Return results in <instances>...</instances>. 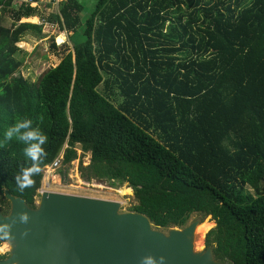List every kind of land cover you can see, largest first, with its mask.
<instances>
[{"label":"trees","instance_id":"obj_1","mask_svg":"<svg viewBox=\"0 0 264 264\" xmlns=\"http://www.w3.org/2000/svg\"><path fill=\"white\" fill-rule=\"evenodd\" d=\"M16 1L0 0L15 27L0 26V140L25 118L48 140L24 191L25 145L0 147L1 204L8 193L35 208L44 167H69L80 147L82 177L127 182L130 212L155 229L211 216L216 260L264 264V0H66L48 23L72 49L34 82L18 45L43 25L21 23L38 9Z\"/></svg>","mask_w":264,"mask_h":264},{"label":"water","instance_id":"obj_2","mask_svg":"<svg viewBox=\"0 0 264 264\" xmlns=\"http://www.w3.org/2000/svg\"><path fill=\"white\" fill-rule=\"evenodd\" d=\"M5 196L11 208L4 215L0 200V224L11 226L14 240L0 264H141L147 256L157 264H225L212 247L196 248L200 219L166 232L145 215L121 212L117 201L45 191L33 209Z\"/></svg>","mask_w":264,"mask_h":264},{"label":"rangeland","instance_id":"obj_3","mask_svg":"<svg viewBox=\"0 0 264 264\" xmlns=\"http://www.w3.org/2000/svg\"><path fill=\"white\" fill-rule=\"evenodd\" d=\"M64 1L66 0H56L54 2L53 0H41L38 5L32 3V8L37 7L39 17L21 21L23 24L43 25V36L41 39L33 37L28 33L18 45L24 51L20 55L24 59V64L21 67V75L29 78L32 82L48 68L55 67L59 64L62 58L61 52L66 49V46L72 49V43L70 42L72 33L60 31L56 23H48V20L52 16L59 14L60 4ZM23 3H27V0L16 1L13 8L16 10L19 9ZM0 26L7 29H14L13 17L11 15L4 16L0 12ZM53 43L59 47L58 50L53 48ZM76 150L78 158L69 167L60 166L55 170H47L44 172L42 179L43 191L117 201L120 203L121 212H130L131 207L136 204V200L133 195V190L128 187L127 182L111 184L108 181L99 182L93 180L89 182L85 180L82 177L81 167L86 168L89 166L91 156L83 155L80 147ZM197 219H200L202 223L205 222L210 226L206 231L198 232L196 248L201 250L207 247L206 236L216 227V222L211 216L204 218L194 214L190 219V223Z\"/></svg>","mask_w":264,"mask_h":264},{"label":"clouds","instance_id":"obj_4","mask_svg":"<svg viewBox=\"0 0 264 264\" xmlns=\"http://www.w3.org/2000/svg\"><path fill=\"white\" fill-rule=\"evenodd\" d=\"M12 140H16L18 143L25 145L23 149L24 155L30 161V165L27 167H20L18 173L14 177L17 188L20 191H24L35 185L34 177L39 175L42 171L41 165L46 157L43 146L47 143L48 137L39 127H33L31 119L25 118L17 120L6 129L3 139L0 140V147H4ZM17 215L21 223H25L29 219L27 213L20 212ZM13 240L14 237L11 233V226L8 224H0V255H4L6 252L11 251ZM141 264H157V261L155 258L147 256L141 259Z\"/></svg>","mask_w":264,"mask_h":264},{"label":"built area","instance_id":"obj_5","mask_svg":"<svg viewBox=\"0 0 264 264\" xmlns=\"http://www.w3.org/2000/svg\"><path fill=\"white\" fill-rule=\"evenodd\" d=\"M32 0H27V3H23V4H28V5H30L31 7H32ZM61 160L62 159H57L53 164H51L50 166H45V168H44V172L45 171H47V170H55V169H57L58 167H60L61 166ZM42 192H44L43 191V189H40L39 190V195H40V193H42Z\"/></svg>","mask_w":264,"mask_h":264},{"label":"flooded vegetation","instance_id":"obj_6","mask_svg":"<svg viewBox=\"0 0 264 264\" xmlns=\"http://www.w3.org/2000/svg\"><path fill=\"white\" fill-rule=\"evenodd\" d=\"M38 197H36V202H38ZM35 202V203H36ZM37 204V203H36ZM1 206L3 207V208H5L6 209V212H4L3 210V214L4 215H8L9 213H10V208H11V204H10V202L9 201H7V202H5L3 205L1 204ZM35 208H36V206H35ZM34 209V208H33ZM1 256H5L6 258L9 256V252H6L4 255H1ZM6 258H4V259H2V260H5ZM1 259H0V261H2Z\"/></svg>","mask_w":264,"mask_h":264},{"label":"bare ground","instance_id":"obj_7","mask_svg":"<svg viewBox=\"0 0 264 264\" xmlns=\"http://www.w3.org/2000/svg\"><path fill=\"white\" fill-rule=\"evenodd\" d=\"M210 226H209V224H207V223H202L199 227H198V230H197V232H203V231H206V229L207 228H209ZM200 234V233H199Z\"/></svg>","mask_w":264,"mask_h":264},{"label":"crops","instance_id":"obj_8","mask_svg":"<svg viewBox=\"0 0 264 264\" xmlns=\"http://www.w3.org/2000/svg\"><path fill=\"white\" fill-rule=\"evenodd\" d=\"M20 1V0H19Z\"/></svg>","mask_w":264,"mask_h":264}]
</instances>
